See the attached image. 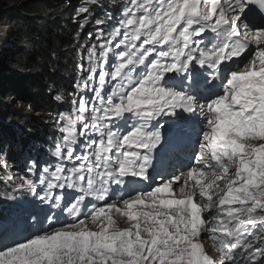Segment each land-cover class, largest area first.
I'll return each instance as SVG.
<instances>
[{"label": "snow or ice", "instance_id": "snow-or-ice-1", "mask_svg": "<svg viewBox=\"0 0 264 264\" xmlns=\"http://www.w3.org/2000/svg\"><path fill=\"white\" fill-rule=\"evenodd\" d=\"M75 15L89 30L56 135L0 139V264H264V0Z\"/></svg>", "mask_w": 264, "mask_h": 264}, {"label": "trees", "instance_id": "trees-1", "mask_svg": "<svg viewBox=\"0 0 264 264\" xmlns=\"http://www.w3.org/2000/svg\"><path fill=\"white\" fill-rule=\"evenodd\" d=\"M81 2L0 0V97L15 95L26 102L0 107V139L31 146L56 135L49 114L70 106L85 55L89 29L81 32L75 15ZM106 2L114 5L120 0ZM49 85H54L59 102Z\"/></svg>", "mask_w": 264, "mask_h": 264}, {"label": "rangeland", "instance_id": "rangeland-1", "mask_svg": "<svg viewBox=\"0 0 264 264\" xmlns=\"http://www.w3.org/2000/svg\"><path fill=\"white\" fill-rule=\"evenodd\" d=\"M5 207H7V206H5ZM121 226L123 227L124 225H123V224H121Z\"/></svg>", "mask_w": 264, "mask_h": 264}]
</instances>
